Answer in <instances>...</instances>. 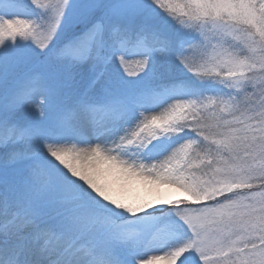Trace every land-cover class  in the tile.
<instances>
[{
  "label": "snow or ice",
  "instance_id": "snow-or-ice-1",
  "mask_svg": "<svg viewBox=\"0 0 264 264\" xmlns=\"http://www.w3.org/2000/svg\"><path fill=\"white\" fill-rule=\"evenodd\" d=\"M0 264H264V0H0Z\"/></svg>",
  "mask_w": 264,
  "mask_h": 264
},
{
  "label": "rangeland",
  "instance_id": "rangeland-1",
  "mask_svg": "<svg viewBox=\"0 0 264 264\" xmlns=\"http://www.w3.org/2000/svg\"><path fill=\"white\" fill-rule=\"evenodd\" d=\"M158 254H160V253H158V252H149L148 253V255H158ZM146 258H147V256H146Z\"/></svg>",
  "mask_w": 264,
  "mask_h": 264
}]
</instances>
